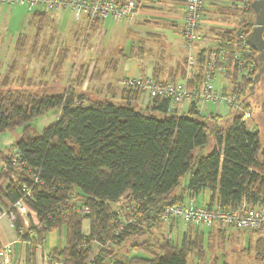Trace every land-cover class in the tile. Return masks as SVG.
I'll use <instances>...</instances> for the list:
<instances>
[{
    "label": "trees",
    "instance_id": "16d2710c",
    "mask_svg": "<svg viewBox=\"0 0 264 264\" xmlns=\"http://www.w3.org/2000/svg\"><path fill=\"white\" fill-rule=\"evenodd\" d=\"M252 1H248V9L241 10L238 22L250 32L255 26ZM219 36L224 43L234 33L225 31ZM204 54H200L196 75L201 82ZM226 76L232 88H241V100L250 107L248 97L254 92L255 79L237 85L236 75ZM84 79L79 77L81 87ZM72 82L62 93H0V134L23 128L15 141L16 150L7 157L19 153L25 166L0 171V185L7 181L0 186V206L21 199L25 183H33L27 204L41 229L29 250L31 262L36 243L46 240L50 231L65 228L67 244L51 250V262L88 264L94 255L91 243H99L108 232L112 235L111 220L130 207L125 215L132 222L112 238V244L127 241L132 248L153 252V257H114L102 251L95 264H188V257L203 237L198 230L194 238L188 233L180 243L165 238L160 252L152 249L151 238L165 223L166 206L182 203L186 191L195 196L203 189L210 191L205 204L209 208L215 204L237 206L244 201L264 205L261 133L248 129L237 112L230 111L226 117L212 111L201 113L191 102L185 113L176 114L170 112L168 99H156L151 108H142L138 102L141 91L128 87L123 89L125 99L121 102L107 97L91 99L84 91L76 90ZM56 108L60 110L57 121L35 133L32 122ZM27 168L36 169L40 182H33ZM186 174L190 175L189 181L180 187ZM120 202L122 209H112V204ZM82 206L90 207L91 213L81 214L78 209ZM86 218L91 222L87 235L83 233Z\"/></svg>",
    "mask_w": 264,
    "mask_h": 264
},
{
    "label": "rangeland",
    "instance_id": "374dc122",
    "mask_svg": "<svg viewBox=\"0 0 264 264\" xmlns=\"http://www.w3.org/2000/svg\"><path fill=\"white\" fill-rule=\"evenodd\" d=\"M239 2V0H206V9L201 22L202 33H207L212 30L214 31V37L218 36V34L220 35V33L224 31L233 32L237 27L241 14V9L237 7ZM20 10L22 12H20ZM47 11H51L52 13L55 12L58 16V25H54L55 30L54 27L48 23L39 25V20L29 13L23 16L26 12H24V8L19 7V5L0 4V93L8 90L33 93L38 96L45 93H62L70 87L71 79L73 80V86L76 87V90L80 91L81 86L78 81L79 77H87L89 66L92 61H95L97 65L101 64L106 66L109 62L111 67L118 66L119 69L116 76L119 73L124 76L144 75L145 71L143 72V67H149L151 61L149 64L147 63L145 65L146 59L142 56L137 57V53L139 54L141 51L139 48L145 47L146 40L143 34L135 33L133 30L135 27L133 22L109 18L95 24L89 29V24H87L86 19L82 17L80 20H77L75 13L69 8ZM14 12L20 13L19 15L17 14L19 18L22 17L20 21L17 22V18L14 17L15 15L13 14ZM21 13L24 14L21 15ZM148 25H150V23ZM23 26L27 31L31 29L32 36H34V32L36 31V38H27L22 44L19 42L18 46L15 47L13 39L17 32L20 31L19 28ZM37 31H39L38 34ZM48 31L53 35L49 34ZM55 31L56 34L54 33ZM54 35H56L58 39L59 37L61 38L58 41H54L56 39ZM172 36L175 37V35ZM52 39V44L58 45V48H55V50L51 49L49 52L47 47L52 45ZM174 39L175 38H172L171 41H174ZM156 42L157 41L152 40L148 43V45L154 47L152 52H155L157 48ZM40 45H44L47 50L45 51L44 49L39 52L36 48ZM64 49H66V51ZM63 52L65 55L62 54ZM187 54L189 55L188 49ZM159 59L161 63L165 65L164 58ZM124 60L131 66L128 69L121 70L120 64L123 63ZM173 63V58H170L169 71ZM91 73L92 79H97L98 76L95 75L96 71H91ZM168 75L171 74L169 73ZM116 76H113L112 79L119 87L118 89H120L118 93L122 95V86L118 84ZM106 77L107 75H104L103 80L107 79ZM95 83L101 87L97 85L98 87L94 88L92 86L93 83L90 85L85 83L86 89L83 90L91 99L97 98L102 94H112V90H107L105 81L99 79L95 80ZM254 93V95L248 97L252 109V117L246 121L245 125L248 129H257V126H259L261 142L264 144V107H262L261 104L264 94V80L255 84ZM142 94L144 96L142 103H144L146 100L145 95L147 94L141 92V95ZM113 96H115V93ZM111 99L115 102H120V97H112ZM227 112L228 110L224 107L222 116H225ZM59 117L60 110L57 108L38 117L32 122L37 129L35 133H40L45 126L57 121ZM253 121H255L254 124ZM22 130L23 128L20 126L0 134V157H7L10 152L16 150L15 141L21 136ZM189 176V174H186L182 177V187L188 183ZM5 184H7V181L3 180L1 185L4 186ZM194 198L197 200L195 196ZM247 205L259 207L263 204L261 202L256 204L247 202ZM216 206H218V204H216ZM120 207L121 206L118 208ZM174 223H171V226H173ZM184 223L186 222H183V224ZM186 224L187 226L184 228L185 231L188 230V224L190 223ZM191 228L195 231L192 235L190 234V238H194L198 231L203 232V237L198 247H195L188 257V264H211L212 260L216 257L222 260L220 261V264H222L224 251L223 249L215 251L214 247L221 249V247L225 245V239L224 241L218 238L216 241L210 238L206 240L204 233V228L206 227H199L198 230L197 226L192 224ZM207 229L209 228H206V230ZM186 233H188V231H186ZM107 235H110V233L108 232ZM66 236L67 234L64 228L62 230H52L47 234L44 249H38L40 253L44 252V255H42L43 264L50 258L48 255L51 251L50 248L62 247L67 244ZM182 237L179 229V222L178 230L176 231L173 227H170L169 230L166 229L164 223L162 227L155 230V234L151 238V243L153 244L152 249L154 253L160 252L159 246L165 238H170L173 241L177 240L179 243L182 241ZM91 245L94 254L101 250V245H98L97 242H92ZM225 247L233 248L230 244L229 246L225 245ZM109 249L107 253L108 256L113 254L114 257L136 255L151 258L154 255L153 252H149L144 248L135 249L130 247L127 241L124 245L123 243L112 244L111 241ZM40 255L41 254H39V257ZM93 257L94 255L91 256V258ZM26 260H28L27 252L22 258L23 262H26Z\"/></svg>",
    "mask_w": 264,
    "mask_h": 264
},
{
    "label": "built area",
    "instance_id": "2783aa9c",
    "mask_svg": "<svg viewBox=\"0 0 264 264\" xmlns=\"http://www.w3.org/2000/svg\"><path fill=\"white\" fill-rule=\"evenodd\" d=\"M178 1L184 3L182 34L185 48L191 50L202 38L201 22L206 9V0H0V4L22 5L30 12L69 8L75 13L77 20L86 16L90 23L89 26H91L97 19L133 20L139 9L145 5L173 8ZM239 1L238 8L248 9L249 0ZM233 33V38L224 40V43L219 38V46L209 50L206 54L205 73L201 83L194 82L191 75L186 76L181 82L159 81L153 76H147L124 77L122 85L138 89L152 100L168 99L171 102V113L176 112L177 106L191 102L197 104L201 113H208L209 104H217L219 107L227 106L229 112H237L246 122L252 117V109L242 102L241 88H232L231 79L226 75L228 73L231 77L236 75L237 85L241 82L252 81L258 73L259 53L249 43L251 32L246 26H240L238 23ZM188 59L190 67H192V57L189 56ZM191 71L193 70H189V73ZM21 161L22 156L19 153H15L12 157H0V171L9 168L14 170L24 168V162L21 163ZM27 172L34 183L40 182L36 169L27 168ZM26 184L23 187L24 196L21 199L7 206H0V219L8 218L12 226L18 230L20 239L27 235L24 241L32 244L37 231L41 229V223L27 204L28 198L32 196L33 183L30 186ZM78 211L84 215L91 213L90 207L87 206L79 207ZM129 211L130 207H126L125 210L118 212L113 217L111 220L112 235L104 234L102 241L98 243L101 245V250L94 254L88 264H95L94 260L102 251H109L112 238L117 237L127 224L132 222L125 215V212ZM163 220L168 224L183 221L207 228L221 226L239 230H264V205L258 207L241 203L237 206L218 205L209 208L207 205L197 202L194 196L190 195L180 204L166 206ZM44 246L45 239L36 243L37 249H44ZM12 251V244L0 247L3 264H12ZM45 264L55 263H52L49 258Z\"/></svg>",
    "mask_w": 264,
    "mask_h": 264
},
{
    "label": "crops",
    "instance_id": "0c3cea01",
    "mask_svg": "<svg viewBox=\"0 0 264 264\" xmlns=\"http://www.w3.org/2000/svg\"><path fill=\"white\" fill-rule=\"evenodd\" d=\"M119 1H123V0H119ZM19 7L24 8V12H26L25 14L21 13V15L24 14L23 16H26V14L29 13L34 18L39 20L40 22L39 25L47 24V23L51 24L53 27L54 25H58L57 24L58 16L56 15L55 12L54 13H52L51 11L44 12V10H40V12H44L45 14L39 15V14H35L36 12L28 11L25 6L19 5ZM183 8H184V3L182 1L176 2L175 7L173 8L145 5L139 9L136 17L133 20H127L129 22L134 23L135 27L133 30L135 31V33L143 34L145 37L144 39L146 40L145 47L139 48L141 51L139 54L137 53V57L142 56L146 59L145 65L147 63L149 64L151 61L148 68L143 67V72L145 71L144 75L124 76L123 74L119 73L116 76L118 69H119L118 66L111 67L109 62L106 66L101 65V64L97 65L95 64V61L94 62L92 61V63L89 66L88 75L85 78L84 82L88 85L93 83L92 86L96 88L100 85L96 84L95 80L101 79L102 81H105L107 90L109 91L112 90V94H109V93L102 94L99 97H107L109 99H111L112 97H120V102L123 101L125 97L123 94L121 95L118 93L120 89H118L119 87L115 84V81L112 79L113 76H116L118 80V84L122 86V90L124 89V86L122 85V79L124 77L153 76L159 81L181 82L186 78V76L191 75L194 82H201V80L198 79V77L196 76L200 68V65H199L200 54H202V52L205 51V54H204L205 56L209 52V50L217 48L219 46L220 36L218 34V36L213 37L214 31L212 30H210L207 33H202V38L195 44L194 48H192L191 50H188L189 51V55H188L187 49L185 48L183 34H182L183 25H184ZM20 12L22 11L20 10ZM13 14L15 15L14 17L17 18V22L21 20L22 17L19 18L17 16V14L18 15L20 14L19 12H14ZM84 18L86 19L87 24H90L87 17L84 16ZM102 21L103 20L101 19H97L91 25L98 24ZM149 23L150 25H148ZM91 28L92 27L89 26V29ZM19 29L20 31L17 32L16 36L13 39L15 42L14 43L15 47L18 46L19 42L20 44H22L24 40L27 38H31V39L36 38L35 37L36 31L34 32V36H32L31 29L27 31L26 29H24V26L22 28L20 27ZM54 30H55V27H54ZM38 32L39 31H37V34ZM54 33L56 34V31ZM49 34L51 33L49 32ZM172 35H175V37H173ZM54 37H56L54 41H58L61 38L59 37L58 39L56 35H54ZM172 38H175L174 41L173 40L171 41ZM152 40L157 41L156 42L157 48L155 52H152L154 47L151 45H148L149 41H152ZM52 41L53 39L51 40V44H52ZM21 48L24 49L23 47ZM47 48H48V51L50 52L51 49H54V50L55 48L57 49L58 45L52 44L51 46H48ZM47 48L44 45H40L36 49L39 52H41L44 49L46 51ZM64 50L66 51V49ZM62 54L65 55L64 52ZM155 55H156V58H155ZM189 56L192 57V67H190V64H189V59H188ZM159 58H164L163 60L165 62V65L161 63V60ZM170 58H173L174 63L171 67V70L169 71L168 67H170L169 66ZM130 66L131 65L127 63L125 60L123 61V63L120 64L121 70L128 69ZM189 70H193L190 72L191 74L189 73ZM91 71L92 72L96 71L95 75L98 76L97 79H92ZM169 73L171 75H168ZM104 75H107L106 77L107 79L105 80H103ZM85 83L81 87L82 91L86 89ZM114 93H115V96H113ZM145 96H146V100L144 101V103H142L143 98H144L143 94L141 95L138 102L142 108H147V107L151 108L153 106L154 100L149 98L147 95ZM188 106H189L188 103L182 106H177L175 108L176 110L175 113L176 114L185 113L188 109ZM224 107L228 110L227 106L219 107L217 104H210L209 112L212 111V112H215L216 114L222 115ZM228 113H229V110L227 114ZM227 114L224 117H226ZM254 122L255 121H253V124ZM257 129L259 130V126H257ZM186 185L187 184H185L184 186ZM186 192H187V196H190L191 192L190 191H186ZM195 197L197 198V201H199V203L207 204L210 198V191L208 189L200 190L199 193L195 195ZM243 203H247V201H244ZM119 206H121V202L111 205L112 209L114 210H117ZM188 225L189 227L187 228L188 230L186 231H188V234L191 237V235L194 233L195 230L191 228L192 224H188ZM165 226H166V229L168 230L170 229V227H173L175 231L178 230V223H174L173 226H171V224L165 223ZM186 226H187L186 223L183 224V222H179V229L183 236L182 238H184V235L186 233L184 229ZM199 227H203V226H199ZM199 227H197V229ZM90 228H91L90 219L89 218L84 219L83 233L86 235L89 234ZM204 230H205L204 233H205L206 240L210 238L211 240L216 241L218 238L224 241L225 239V245L229 246L230 244L231 246H233V248L231 247L228 248V247H225V245L223 246L221 245L222 246L221 249H217L216 247H214L215 251L222 250V249L224 251L222 264H264V231L237 230L234 228H229V227L221 228L218 226L209 228L207 230L206 228H204ZM174 241L178 243L177 240H174ZM7 244H12L13 246L12 264H43L42 255H44V252L40 253L37 247L34 245H33L34 246L33 250L35 254L32 257V262H29L30 261L29 260V255H30L29 250L31 247L30 244L20 239L18 230L14 226H12L8 218L4 217L0 219V247L3 245H7ZM53 248L55 247H52L50 249L52 250ZM135 249H138V248H135ZM26 252H27L28 260H26V262H23L22 258L23 256H25ZM50 252L48 254L49 256H50ZM39 254H41L40 257H39ZM128 254H129V251H128ZM129 256H134V255H129ZM220 261L222 260L216 257L212 260L211 264H220ZM0 264H3L1 255H0Z\"/></svg>",
    "mask_w": 264,
    "mask_h": 264
},
{
    "label": "water",
    "instance_id": "95a60500",
    "mask_svg": "<svg viewBox=\"0 0 264 264\" xmlns=\"http://www.w3.org/2000/svg\"><path fill=\"white\" fill-rule=\"evenodd\" d=\"M251 6L255 13V26L249 35V43L258 51L260 62H264V0H253ZM263 73L264 67L255 77L254 88ZM262 106L264 107V103Z\"/></svg>",
    "mask_w": 264,
    "mask_h": 264
},
{
    "label": "flooded vegetation",
    "instance_id": "af4514ba",
    "mask_svg": "<svg viewBox=\"0 0 264 264\" xmlns=\"http://www.w3.org/2000/svg\"><path fill=\"white\" fill-rule=\"evenodd\" d=\"M262 67H264V62H260V60H259V71H258V73H260ZM258 73H257V74H258ZM262 80H264V73L261 75V77H260V81H259V82H261ZM254 94H255V93L253 92L252 95H254ZM262 98H263V99L261 100V104L264 103V94H263V97H262ZM262 107H263V106H262Z\"/></svg>",
    "mask_w": 264,
    "mask_h": 264
}]
</instances>
